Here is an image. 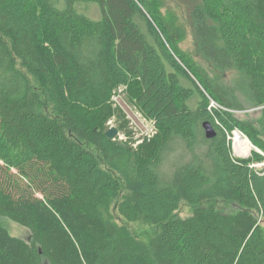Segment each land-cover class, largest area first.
I'll use <instances>...</instances> for the list:
<instances>
[{"label":"trees","instance_id":"1","mask_svg":"<svg viewBox=\"0 0 264 264\" xmlns=\"http://www.w3.org/2000/svg\"><path fill=\"white\" fill-rule=\"evenodd\" d=\"M182 1L209 70L155 0H0V218L30 231L0 223V264H264V169L230 137L264 154V0ZM122 86L157 131L143 157L102 130ZM123 187L118 214L161 225L149 244L115 218Z\"/></svg>","mask_w":264,"mask_h":264},{"label":"rangeland","instance_id":"2","mask_svg":"<svg viewBox=\"0 0 264 264\" xmlns=\"http://www.w3.org/2000/svg\"><path fill=\"white\" fill-rule=\"evenodd\" d=\"M59 7L65 5V0H53ZM156 4L161 8L162 12L168 17L175 19L179 22L183 28L184 35L180 42L181 48L187 52L190 57L200 66L211 69L209 64L202 58L199 53L195 37L193 34L192 26L188 14V6L182 0H155ZM78 9L87 14L93 19L100 17V9L97 4L94 3H78ZM31 82L34 88H38V84L34 78H31ZM137 89L136 87H119L117 88L112 96V114L103 123L102 130L107 132L111 128H116L118 134L114 141L120 144L126 145L139 156L143 157L147 154L150 149L151 143L156 135V129L154 121L148 119L141 109L136 105ZM46 99V97H44ZM260 108L248 106L246 110L236 112V115L241 119H255L259 115ZM47 112L51 115L56 113L53 111L51 104L47 105ZM240 133L243 137H248L240 131H234L231 137V149L232 154L235 158L251 159L253 160V166L258 169H264V154L252 145L251 154L249 157H240L236 155L234 150V136L235 133ZM249 140V139H248ZM250 141V140H249ZM98 156L99 152L92 146H88ZM100 157V156H99ZM101 160V157H100ZM101 167L105 171H110L105 162L101 160ZM128 194V190L123 187L117 198L113 203V213L116 220L121 225L126 226L134 236L142 240L146 244H149L151 240L160 232L161 225H154L148 221L128 222L122 218L117 212V205L121 198ZM217 209L222 212L231 213L235 211L236 205L227 203L222 200H216L213 202ZM194 206L190 205L186 201H182L179 210L174 214L175 218H187L192 215ZM0 223L4 225L12 236L23 238L28 240L30 238V231L19 225L18 223L9 220L7 218H0ZM259 224L264 230V219L260 218Z\"/></svg>","mask_w":264,"mask_h":264},{"label":"bare ground","instance_id":"3","mask_svg":"<svg viewBox=\"0 0 264 264\" xmlns=\"http://www.w3.org/2000/svg\"><path fill=\"white\" fill-rule=\"evenodd\" d=\"M234 150L240 157H249L252 150V143L240 133L236 132L234 136Z\"/></svg>","mask_w":264,"mask_h":264},{"label":"water","instance_id":"4","mask_svg":"<svg viewBox=\"0 0 264 264\" xmlns=\"http://www.w3.org/2000/svg\"><path fill=\"white\" fill-rule=\"evenodd\" d=\"M203 129H204V132H205V136L207 139H213L216 137L217 135V132L216 130L214 129L212 123L210 121H205L203 123ZM118 134V130L116 128H111L109 129L107 132H106V136L110 139V140H114L115 137L117 136ZM123 145V144H121Z\"/></svg>","mask_w":264,"mask_h":264},{"label":"built area","instance_id":"5","mask_svg":"<svg viewBox=\"0 0 264 264\" xmlns=\"http://www.w3.org/2000/svg\"><path fill=\"white\" fill-rule=\"evenodd\" d=\"M212 105H213V106H215V103H214V102H212Z\"/></svg>","mask_w":264,"mask_h":264}]
</instances>
